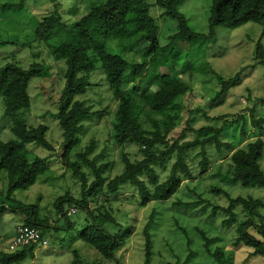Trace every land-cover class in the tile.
Segmentation results:
<instances>
[{"label":"trees","instance_id":"16d2710c","mask_svg":"<svg viewBox=\"0 0 264 264\" xmlns=\"http://www.w3.org/2000/svg\"><path fill=\"white\" fill-rule=\"evenodd\" d=\"M181 1L156 0V4L164 9L163 15L178 22V30L162 45L158 38L159 26L150 13L151 4L146 0H103L86 7L82 3H76L74 14L79 15L69 21L62 17L61 0H49L51 9L43 14L36 26L34 40L46 43L53 57L57 60L63 59L66 63L65 81L57 104V118L62 129L64 145L59 156L81 184L80 197H75L67 191L55 201L59 217L67 221L66 225L60 224V228L58 224L53 225L43 217L38 204L26 203L16 196L17 191L30 188L50 170V165L43 157L28 149V145L33 143L49 151L55 150L54 144L47 139L48 127L43 123L29 124L22 110L31 106L28 90L30 81L36 77H51V67L44 61H35L25 67L14 59L0 64V100L3 99L5 114L12 117L11 129L15 135V138L9 141L0 140V217L8 211L16 212L24 219L21 226L36 227L40 229L42 236L40 240L22 244L14 250H0V264H24L28 258H34L35 251L43 245V240L48 241V231L58 232L60 229L70 230L75 227L70 216L76 214L77 209L84 213L86 223L84 222L80 231L78 230L76 239L95 248L102 258L117 259L123 264L121 257H117V251L130 242L137 227L131 220L128 221L130 215L127 210L115 209L111 205L113 198L128 187L135 191L134 195L141 206H146L152 201L167 202L179 194L182 187L188 188L195 195L194 192H198L199 187H191L189 183L194 179V173L186 162L187 152L197 146L201 147L203 158L200 163L202 171H205L208 167V144L215 143L219 150L224 146L232 147L230 143L222 141V128L213 126L197 130L188 125L187 128L195 133L194 139L183 140L179 137L172 140L169 133L174 129L175 122L167 113V109L181 94L191 89V83L185 78V74L193 68L206 66L205 62L197 64L204 50L194 54L189 49L197 42L200 45L211 43L215 39L218 26L235 29L248 22L263 25L255 53L256 57L261 58L260 62L264 63V0H211L208 34L197 33L190 28L186 16L179 11ZM23 3L24 0L17 4L3 3V7L22 6ZM121 29L127 33V47L120 44ZM56 39L59 44L53 45ZM13 42L22 43L17 40ZM8 43L11 42L0 41V45ZM150 50H153L151 56ZM137 65L146 67L144 81H139L132 71ZM210 65L207 64L208 67ZM97 70L107 80L112 94L109 96L117 105L110 122L113 144L122 150L133 144L142 154L141 159L132 160L129 153L122 151L124 168L121 173L111 178L105 174L109 163L99 164L98 156H91L96 147L93 139L84 150L74 154L81 141L80 136L86 121L97 116L103 117L110 112L109 106H104L101 100L91 103L93 99L89 92H95L97 87V83L91 81V76ZM199 74L203 83L208 85L213 82L220 86L219 90L208 87L212 90L213 102L225 97L238 79V74L229 77L219 73L212 75L210 71ZM158 81L162 83L155 87L151 96L137 93L146 92V88ZM101 90L102 88L97 87V92ZM97 92L95 93L102 98L101 93ZM95 104H99L101 109H97ZM251 120L259 135L245 145L238 146L231 153L224 175L229 176L232 182L240 181L243 186L264 187V170L261 164L264 156V113L256 115L255 109H252ZM243 126V133H246L245 122ZM173 155L176 156V161L169 175L161 180L157 167L164 166L167 159ZM221 165L224 168L223 164ZM189 178L191 180L185 183ZM213 190L226 195L228 205L205 199L207 205L202 209L211 207L214 212L218 209L224 210L227 216L223 224L228 227L235 225L236 231L239 232L231 246L244 243L251 247V254L264 256V201L254 197L232 196L217 185L213 186ZM198 195L203 200V192H198ZM100 197L104 198L105 202L97 203ZM93 201L95 203L91 207ZM106 202H109V205ZM67 203L70 207H77L75 212L64 209ZM172 203V208L178 211L181 207L184 213L183 210L195 207L194 205L200 202L196 203L194 199L178 195ZM237 204L248 211L247 217L238 216ZM156 213L157 209L153 207L141 230L145 264H149L152 257L154 239L151 228ZM173 217L178 227L187 233L186 227L180 223L181 216L175 212ZM197 229L204 238L206 251L218 264H236L233 249L230 254L213 250L210 242L214 238L208 237L202 228L197 226ZM250 229H256L259 235L252 234ZM56 238L60 243L66 240L65 236L61 235ZM188 241L191 248V240ZM193 250L195 249L192 246L185 261L192 257ZM73 253L74 260L71 264H80L83 257L79 250L76 248ZM92 264L99 263L93 261Z\"/></svg>","mask_w":264,"mask_h":264},{"label":"rangeland","instance_id":"374dc122","mask_svg":"<svg viewBox=\"0 0 264 264\" xmlns=\"http://www.w3.org/2000/svg\"><path fill=\"white\" fill-rule=\"evenodd\" d=\"M21 0H0V41H10L11 43L0 45V64L9 60H17L21 65L28 67L35 61H44L51 67L52 76L49 78L36 77L30 81L29 94L31 96V106L29 109H23L29 124L37 125L43 123L47 125V139L54 144L55 150L37 145L29 144L28 149L35 154L43 157L50 165V170L46 175L40 177L37 182L26 190L16 192V196L26 203H36L40 206L43 217L48 219L51 224L66 225L65 218L59 217L56 199L70 191L75 197L81 195V184L73 177L71 172L62 162L59 153L64 149L62 129L57 118V104L60 97V90L64 85L65 60H57L50 52L49 46L44 42H35V28L41 20L43 14L51 8L49 0H24L22 6L7 5L3 3L17 4ZM103 0H61V13L65 21L78 17L74 6L76 3H82L85 7L92 6ZM151 4L150 13L155 18L159 26L158 38L162 45L169 41V36L178 30L177 20L163 15L164 9L156 4V0H146ZM211 0H182L179 5V11L183 13L190 28L197 33H209V15ZM77 11V9H76ZM79 11V10H78ZM78 13V12H77ZM263 30V25L248 22L238 28L230 29L224 26H218L215 39L207 45L198 42L189 49L194 54L202 52L199 56V63H206V66L193 68L185 74V78L191 83V89L181 94L176 101L167 109V113L173 117L175 122L174 129L169 133L170 138H181L183 140H192L195 133L189 130L188 125L194 129L201 127H220L222 128L221 139L230 143L232 147L224 146L218 149L215 143L207 145L208 167L202 171L201 167V147L197 146L190 149L186 154V162L194 173V179L189 181L191 187L198 186L197 191L203 192V200L198 192H194L186 187H182L179 194L173 196L169 201H152L146 206H141L135 196V191L131 188H125L116 198H113L111 205L117 209H125L129 212V219L136 225V233L130 239V242L122 246L117 251V257H121L123 264H145L144 244L141 230L151 214L153 207L157 209L154 223L151 228L154 239L152 257L149 264H218V262L206 251L204 238L197 226L206 231L208 237H213L210 246L213 250L217 249L230 254L233 253L236 264H264V256L251 254V247L244 243L231 246V242L239 236L236 226L228 227L223 224L227 213L218 209L216 212L211 207H206L205 199L220 205L227 206L226 195L216 193L213 186H220L227 190L232 196H243L245 198L254 197L264 201V187L243 186L240 181L232 182L229 176H225L226 164L229 161L231 153L238 147L245 145L251 139L259 135L257 128L252 124V109L255 114L264 113V63L261 58L256 57V42L259 40ZM122 36L120 44L129 46L127 33L124 29L120 30ZM22 43H14L13 41ZM59 44L56 39L53 45ZM264 47V37L262 38ZM145 45V43H144ZM153 50H150V56ZM149 60V57H148ZM207 64H211L209 67ZM204 65V64H203ZM134 75L139 81H144L146 77V67L135 66L132 69ZM213 75L219 73L225 77L238 74V79L234 85L218 101L211 100L212 90H219L220 86L216 83L202 82L199 72H208ZM91 81L97 83L98 88H102V98L94 91L89 92L92 97L91 103L102 102L104 106H109L110 112L105 116H97L85 123V129L81 133V141L74 150L76 154L84 150L93 139L96 147L91 156H98V163H109L105 172L108 178L122 172L124 163L122 161V151L129 153L132 160L141 159L142 154L138 147L129 144L125 148L113 144L110 135V122L112 114L116 109V103L111 100L107 80L101 75L100 71H95L91 76ZM143 83V82H142ZM162 81L153 83L146 88V92H137L151 96L155 87L161 85ZM207 87V88H206ZM212 90H209V88ZM112 95V94H111ZM145 95V96H146ZM97 109H101L99 104H95ZM229 121V122H226ZM246 125V133H243V125ZM12 117L5 114V105L3 99L0 100V140L9 141L15 138L11 129ZM163 133L166 130L163 128ZM176 156L167 159L164 166L157 167L160 179H165ZM224 168L222 167V165ZM264 170V156L261 159ZM221 165V168H220ZM92 178H90V181ZM191 180H185V183ZM178 195L189 197L197 202L194 206L186 210L180 207L177 210L172 208V200ZM187 199V198H185ZM105 199L98 198L97 203H103ZM91 202V207L94 205ZM96 203V204H97ZM109 205V202H106ZM173 205V203H172ZM236 212L240 218L247 217L248 211L242 205H236ZM65 210L77 209L67 203ZM184 209V208H183ZM77 213L70 216L75 223L74 228L67 230L60 229L58 232H47L46 238L49 243L39 246L35 251L34 258H28L24 264H71L74 260V249H78L82 255L80 264H92L97 261L99 264H120L117 259H104L97 253L96 249L76 239L78 230L82 228L84 213L77 209ZM209 211V212H203ZM180 215V223L186 227V231L181 230L175 222L174 213ZM264 218V210H262ZM101 222V219H98ZM86 223V222H85ZM24 224L22 216L16 212H6L0 217V250L7 251L10 242L15 237L19 226ZM67 228V227H66ZM69 230V231H68ZM253 233H252V232ZM250 232L259 235L256 229ZM65 236V241L60 243L56 236ZM188 240H191L193 250L192 257L185 261L190 253ZM233 249V250H232Z\"/></svg>","mask_w":264,"mask_h":264},{"label":"built area","instance_id":"2783aa9c","mask_svg":"<svg viewBox=\"0 0 264 264\" xmlns=\"http://www.w3.org/2000/svg\"><path fill=\"white\" fill-rule=\"evenodd\" d=\"M75 212V209L72 210ZM42 238L40 229L33 226H20L15 234V237L10 242L9 249L14 250L22 244H28L32 241ZM48 241L43 240V245H47Z\"/></svg>","mask_w":264,"mask_h":264},{"label":"clouds","instance_id":"9594fccd","mask_svg":"<svg viewBox=\"0 0 264 264\" xmlns=\"http://www.w3.org/2000/svg\"><path fill=\"white\" fill-rule=\"evenodd\" d=\"M20 227V226H19ZM18 230V229H17Z\"/></svg>","mask_w":264,"mask_h":264}]
</instances>
